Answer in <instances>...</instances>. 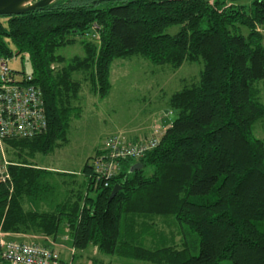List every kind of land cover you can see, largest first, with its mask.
<instances>
[{
    "label": "trees",
    "instance_id": "obj_1",
    "mask_svg": "<svg viewBox=\"0 0 264 264\" xmlns=\"http://www.w3.org/2000/svg\"><path fill=\"white\" fill-rule=\"evenodd\" d=\"M174 24L180 28L172 33ZM262 24L264 0H54L0 13V55L12 52L11 44L28 54L48 117L42 132L8 141L12 179L0 182V229L42 236L51 247L49 237L64 232L75 250L94 243L144 264H264V138L254 131L264 118ZM77 41L85 53L67 61L58 48ZM137 54L175 67L202 60L204 67L170 95L177 115L159 126L157 145L138 158H115L113 175L100 180L95 159L87 160L80 187L47 201L44 193L55 195L56 185L48 182L50 169L32 158L64 143L82 113L83 79L74 73L90 74L105 96L114 59ZM102 152L98 146L93 157ZM137 161L142 166L131 170ZM116 183L121 186L111 198ZM161 215L175 217L186 244L163 237L149 243Z\"/></svg>",
    "mask_w": 264,
    "mask_h": 264
},
{
    "label": "rangeland",
    "instance_id": "obj_2",
    "mask_svg": "<svg viewBox=\"0 0 264 264\" xmlns=\"http://www.w3.org/2000/svg\"><path fill=\"white\" fill-rule=\"evenodd\" d=\"M233 1L248 5L252 0ZM179 28L180 24H174L168 27V31L175 33ZM260 28L264 32V24ZM243 30L247 32L248 29L243 27ZM11 47L12 52L6 54L10 66L17 70L29 72L31 62L28 54L16 53V49L12 44ZM58 52L62 53L69 61L76 54L84 55L85 49L82 43L77 41L59 47ZM203 67L202 60H186L182 65L175 67L170 63H153L138 54L130 58L119 57L112 62L110 76L112 87L105 96L95 91L90 74L84 79L82 72H75V77L83 79L78 99V103L82 105V113L72 120L68 130V139L64 143L48 152H37L32 158L37 166L50 169L47 173L48 182L56 185L54 187L55 195L44 193L46 195L45 199L47 201L52 199L51 203H54L57 199L61 200L65 197L72 185L76 188L80 187L79 183L85 177L81 173L85 162L87 160L94 161L93 155L97 147H103L110 134L119 133L123 128L143 126L147 120L152 119L148 132L151 134L155 127L163 126L166 122L172 121L177 112L172 110L168 103L170 95L187 82H190L191 79L199 77ZM258 85L261 91V99L264 101V80L259 82ZM254 131L258 136L264 138V118L256 121ZM146 136L140 135L137 138H131V140ZM64 171H79L80 173L71 175ZM73 178H75V181L67 184L65 179L70 181ZM28 205L37 207L35 202ZM50 205L45 204L43 206L49 207ZM161 217L166 221L169 219L171 226L176 223L173 220V215H161ZM165 220L164 222H166ZM170 221H168L169 224ZM24 238L39 243L44 242L43 237L39 235L23 236L0 229V258H2L1 240ZM60 238L64 239V244L70 247L72 244L70 237L67 239L65 237ZM60 238L55 239L59 240ZM49 239L51 241L54 238L49 237ZM92 245L96 244L92 243ZM53 246L58 248L60 254H63L65 258L70 259L67 264L81 263L79 254L75 257L76 263L71 260L73 258L71 255L75 253L69 247ZM97 248L91 246L87 249L86 251L91 250L90 255L87 256H90L96 264H111L112 255L103 252L98 246ZM84 259H86L85 262H88L86 256ZM61 262L62 260H60V264ZM113 264L115 263L113 262ZM222 264L232 263L230 259H225Z\"/></svg>",
    "mask_w": 264,
    "mask_h": 264
},
{
    "label": "built area",
    "instance_id": "obj_3",
    "mask_svg": "<svg viewBox=\"0 0 264 264\" xmlns=\"http://www.w3.org/2000/svg\"><path fill=\"white\" fill-rule=\"evenodd\" d=\"M33 79L32 73L12 68L6 54L0 55V182L12 179L9 139L32 137L48 126L44 93ZM160 139L159 126L137 141L122 133H112L102 147L103 152L95 158L98 180L113 175L115 158H138ZM1 245V254L8 264H59L61 257L58 248L39 242L1 240Z\"/></svg>",
    "mask_w": 264,
    "mask_h": 264
},
{
    "label": "crops",
    "instance_id": "obj_4",
    "mask_svg": "<svg viewBox=\"0 0 264 264\" xmlns=\"http://www.w3.org/2000/svg\"><path fill=\"white\" fill-rule=\"evenodd\" d=\"M151 121L152 119L149 121L147 120L146 123L143 125V126H140V127H128L127 129L126 128H123L120 130L119 133H122L124 134L127 138H137L139 137L140 135H148L149 133V130H150V127H151ZM167 123V122H166ZM116 133V132H114ZM156 220L158 221L157 225H159L158 227L150 230V232L148 233L149 237H148V241L149 243H154L156 242V240L160 239V237H163L165 239V241L167 240L169 243H172V242H176L178 246H183L184 244H186L185 242V239L184 238V232L181 228L179 227H175V224L173 226H171V224H169L167 221L164 222V220H162V218L159 216L156 218ZM155 226V225H154ZM60 237H65V239L69 238L70 236L68 235V233H62ZM59 237V238H60ZM64 239H51V244L52 245H59L60 247H63V248H67L69 246H67L66 244H64ZM154 241V242H153ZM90 247L91 246H95V249H98L97 248V245H89ZM87 247L85 249H74V247L72 246V244L70 245V249L75 253L74 255H71L73 256V258L71 259L72 261H74V263H76V260H75V257L76 255L79 254V257H80V260L81 263L79 264H96L95 261L92 260V258L90 256H87V255H90V251H86L87 249H89L90 247ZM68 249V250H70ZM70 250V251H71ZM71 251V252H72ZM81 252V253H80ZM62 253V252H61ZM112 255V258L110 259V263L113 264V262L115 264H144V261L143 260H129V259H124V258H121L119 255L117 254H111ZM86 256L87 258V261L88 262H85L86 259H84ZM82 258V260H81ZM61 264H67L68 261L70 260L69 258H65L63 254H61ZM93 262V263H92ZM59 264H60V261H59ZM145 264H149V263H145Z\"/></svg>",
    "mask_w": 264,
    "mask_h": 264
},
{
    "label": "water",
    "instance_id": "obj_5",
    "mask_svg": "<svg viewBox=\"0 0 264 264\" xmlns=\"http://www.w3.org/2000/svg\"><path fill=\"white\" fill-rule=\"evenodd\" d=\"M54 0H0V13L1 14H13V13H22L29 9H34L36 7H44L51 3ZM142 166L141 161L135 162L132 169ZM120 184L116 183L112 189L111 198L115 196L117 191L120 188Z\"/></svg>",
    "mask_w": 264,
    "mask_h": 264
}]
</instances>
